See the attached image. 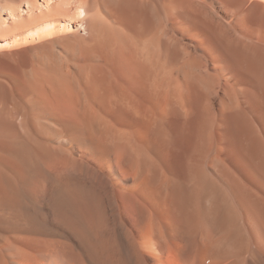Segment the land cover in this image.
<instances>
[{
    "label": "bare ground",
    "instance_id": "1",
    "mask_svg": "<svg viewBox=\"0 0 264 264\" xmlns=\"http://www.w3.org/2000/svg\"><path fill=\"white\" fill-rule=\"evenodd\" d=\"M16 1H0V57H21L0 68V264H264L258 45L230 73L162 30L157 1Z\"/></svg>",
    "mask_w": 264,
    "mask_h": 264
},
{
    "label": "rangeland",
    "instance_id": "2",
    "mask_svg": "<svg viewBox=\"0 0 264 264\" xmlns=\"http://www.w3.org/2000/svg\"><path fill=\"white\" fill-rule=\"evenodd\" d=\"M0 1L3 4H6L8 1H11V3L19 2L16 0H14V2L13 0ZM39 1L43 2V0ZM154 1L159 3V7L165 15L162 30L168 31V34L171 36L174 34L173 36L176 35V37L182 38L181 41L190 47H188L190 51L193 50V52H195L191 44H197L204 48L198 51L199 54L204 53V50L207 51L209 55V52H212L216 61L214 64L219 66L220 62L224 61L228 66L230 65L229 67L231 68L228 69L230 73L236 70L235 64L242 49L244 48L245 52H247L246 50L254 48L255 45H252L253 47L246 49L251 46L249 44H252L253 41V44H256L255 47L258 45L259 51L261 54H264V0H215L221 5L218 8L213 5L212 2L214 0ZM22 8H27L25 2H23ZM221 9L223 10L222 12ZM9 12V8L6 7L2 12V18H6ZM214 12L225 19V24L218 22L214 18ZM226 13L228 15H226ZM228 37L231 39V42L233 41L231 43L230 40H227V42L229 41V45L225 42L226 39H229ZM0 42V53L9 52L7 47L10 43L7 44V42L4 41ZM241 44H244V47L241 48ZM237 45L240 49L237 48ZM251 51L249 50L250 53ZM20 60L21 57L19 55H14L11 58L1 56L0 68H6L8 70L11 66L17 65ZM204 62L205 61H203V63ZM204 64H206V62ZM9 65L11 66L9 67ZM210 65L208 69L211 71L212 63H210ZM204 67H206V65ZM212 71L214 70L212 69ZM234 77H237V75H234Z\"/></svg>",
    "mask_w": 264,
    "mask_h": 264
}]
</instances>
